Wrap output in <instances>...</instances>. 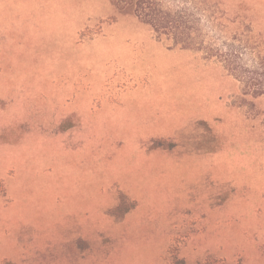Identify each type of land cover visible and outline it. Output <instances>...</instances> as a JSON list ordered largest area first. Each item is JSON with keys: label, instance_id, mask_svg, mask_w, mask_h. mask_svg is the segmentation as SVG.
Wrapping results in <instances>:
<instances>
[{"label": "rangeland", "instance_id": "obj_1", "mask_svg": "<svg viewBox=\"0 0 264 264\" xmlns=\"http://www.w3.org/2000/svg\"><path fill=\"white\" fill-rule=\"evenodd\" d=\"M212 2L264 51V0ZM263 106L130 7L0 0V264H264Z\"/></svg>", "mask_w": 264, "mask_h": 264}, {"label": "trees", "instance_id": "obj_2", "mask_svg": "<svg viewBox=\"0 0 264 264\" xmlns=\"http://www.w3.org/2000/svg\"><path fill=\"white\" fill-rule=\"evenodd\" d=\"M113 5L130 7L140 22L150 27L158 39L174 47L202 52L216 59L241 87L243 97L260 98L264 103V51L236 34L219 40L217 13L212 0H110ZM213 32L210 36L208 32ZM219 40V41H218ZM253 106V104H251ZM264 121V106H263ZM2 264H15L4 261Z\"/></svg>", "mask_w": 264, "mask_h": 264}]
</instances>
